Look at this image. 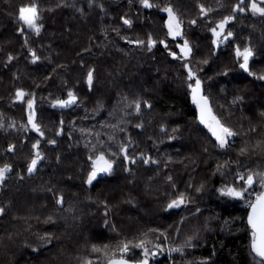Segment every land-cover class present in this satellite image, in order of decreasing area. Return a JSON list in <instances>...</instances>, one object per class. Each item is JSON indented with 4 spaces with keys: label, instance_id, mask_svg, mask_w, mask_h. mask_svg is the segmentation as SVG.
I'll return each instance as SVG.
<instances>
[{
    "label": "trees",
    "instance_id": "trees-1",
    "mask_svg": "<svg viewBox=\"0 0 264 264\" xmlns=\"http://www.w3.org/2000/svg\"><path fill=\"white\" fill-rule=\"evenodd\" d=\"M251 1L0 0V168L9 166L0 264H107L125 243V257L141 261V240L148 264H264L247 222L264 186L259 175L251 185L240 179L264 174V15ZM33 2L39 32L18 18ZM165 7L180 36L168 34ZM225 17L227 38L216 45L212 29ZM245 47L248 71L236 54ZM196 80L212 115L235 133L223 148L198 118ZM70 91L73 103L54 106ZM101 153L112 170L89 184ZM181 193L186 203L168 208Z\"/></svg>",
    "mask_w": 264,
    "mask_h": 264
},
{
    "label": "snow or ice",
    "instance_id": "snow-or-ice-1",
    "mask_svg": "<svg viewBox=\"0 0 264 264\" xmlns=\"http://www.w3.org/2000/svg\"><path fill=\"white\" fill-rule=\"evenodd\" d=\"M262 3H264V0H261ZM141 3L145 7H154L156 5H153L150 3V0H141ZM251 10L254 13H259L261 15H264V7H261L257 4L256 0H252V3L250 5ZM163 11L168 13V21H167V27H168V34L170 36L176 37L180 36V21L177 18L176 14L174 13L173 9L171 7H165L162 9ZM244 11L245 9L241 7L240 5H237L236 8L233 9V11ZM19 20L23 21L24 24H26L28 27L35 29L37 32H39V26L37 25L36 21L38 19V6L35 2H33L30 6H22L19 9ZM232 19V17H225L218 25L217 27L220 29L218 32L216 28L212 29L213 35L215 37H219L221 33L224 30L225 24ZM125 24H131L130 20L125 19L124 20ZM232 33H228V36H231ZM218 40H213V43H217ZM136 43H143V41H136ZM155 41L149 37L148 40V45L151 47ZM183 54L187 56L191 49L188 45V42L185 41L184 45L181 49ZM237 56H242L243 57V63L240 65L241 68H243L245 71H248V60L249 58L253 55L252 49L245 47L243 51L241 52L240 49H237L236 52ZM172 55H175L173 53ZM11 59V58H10ZM33 59L35 60L36 57L34 56ZM195 74L189 71V77L191 78ZM261 79H264V76L260 77ZM93 80V72L89 71L87 74V81L89 85L92 84ZM191 87V85H190ZM199 89H200V81L196 80V85L194 88H192L193 92V101L197 103V106L201 109V116L200 120L201 123H207L205 115L206 113L208 115L211 114L210 108H208L207 104V97L200 96L199 95ZM23 91H17L16 96L17 99H22L24 97ZM199 97V98H198ZM76 97L75 95L70 91L68 93V99L67 100H57L54 102V106H60L64 107L67 106L68 104H71L75 101ZM239 99V97L237 98ZM29 108L31 109L32 107V102L29 101ZM136 108L139 110L140 108V103L136 102ZM212 120L215 121L216 127H211V131L213 135L216 137V140L218 141L219 147L223 148L227 144V137H231L235 135L229 128L224 127L222 124H220L219 121L215 120V117H212ZM29 122L32 124V127L39 131L38 125L33 123V118L32 116L29 117ZM139 127V125H138ZM42 134V133H41ZM39 143V142H37ZM50 143H55L54 141H50ZM36 144L33 145V148H36ZM121 151H124L122 148ZM242 152L244 151L243 149L241 150ZM41 159V156L39 152L36 153L35 158L31 160L30 164L28 165V171L31 173L36 165L37 162ZM125 159H128L127 156H125ZM134 162V161H133ZM145 163H148L149 160L145 159ZM112 170V162L109 160H106L104 157V154L101 153L96 160L93 161V169L88 175V180L87 183L91 184L92 181L96 178L97 173L100 172H111ZM9 171V166L6 164L2 168H0V181H2L6 175V173ZM259 175L261 182L264 183V174L261 173H249L247 175V179L244 180V177L241 176L240 179L244 181L245 185H251L255 179V177ZM171 179V178H169ZM246 190V189H245ZM199 191V189H197ZM222 195L230 196V197H241L243 195L244 190H237L235 187H226L220 190ZM57 203H62V200H57ZM186 203V197L184 196L183 193H181L176 199L172 200L168 204V208H176L179 207L182 204ZM252 211L249 213L248 217V223L251 225L253 229V240H252V251L256 253L257 256L264 258V193L260 194L257 197V202L251 205ZM3 209H0V212H2ZM49 237H41V239H48ZM137 248H144L145 252V257L143 260L139 261L138 264H148V249L145 248V241L141 240L138 244L134 245ZM129 243H125L122 245V247L119 249L120 257L117 258H112L109 260V264H128V261L124 259V254H126L129 251ZM180 249H174V251H179ZM93 251H100V249L93 248ZM152 255H156V253H152ZM88 264H91L89 261Z\"/></svg>",
    "mask_w": 264,
    "mask_h": 264
},
{
    "label": "rangeland",
    "instance_id": "rangeland-1",
    "mask_svg": "<svg viewBox=\"0 0 264 264\" xmlns=\"http://www.w3.org/2000/svg\"><path fill=\"white\" fill-rule=\"evenodd\" d=\"M242 2H244V0H242ZM251 3H252V1H251ZM251 3H250V5H251ZM251 8V7H250ZM255 14H259V13H255ZM167 21H168V18H167ZM216 30L219 32L220 31V29L217 27L216 28ZM177 37V36H176ZM226 38H227V35H224L223 34V32L221 33V35L217 38V37H215L214 39L215 40H218V42L216 43V45H219L220 43H222V42H224L225 40H226ZM183 47V45L180 47V48H182ZM242 52V51H241ZM193 87L196 85V83L195 82H191L190 83ZM31 102H32V107H31V109L29 108V106H28V113H29V117L30 116H32V118H33V123H34V109H33V106H34V102H33V100H31ZM28 105H29V103H28ZM212 115L210 114V115H207L206 116V121H207V124H208V126L210 127H216V125H215V121H213L212 120ZM30 126L32 127V124L30 123ZM210 127V128H211ZM99 156V155H98ZM97 159V158H96ZM95 159V160H96ZM1 182V181H0ZM261 184H262V182H261ZM263 186H264V183H263ZM220 188H223V187H220ZM256 191H250V193L251 194H253V193H255ZM249 200V199H248ZM250 201H251V199H250ZM169 248H170V244L168 245V253H171V251L169 250ZM175 249H177V248H175ZM125 255L126 254H124V257H125ZM120 257V256H119Z\"/></svg>",
    "mask_w": 264,
    "mask_h": 264
},
{
    "label": "water",
    "instance_id": "water-1",
    "mask_svg": "<svg viewBox=\"0 0 264 264\" xmlns=\"http://www.w3.org/2000/svg\"><path fill=\"white\" fill-rule=\"evenodd\" d=\"M152 46H154V44L152 45ZM151 46V47H152ZM193 77V76H192ZM195 87V86H194ZM193 87V88H194ZM199 95L200 96H202V94L200 93V89H199ZM199 98V97H198ZM207 101H208V99H207ZM194 105H195V107H196V109H197V113H198V118H199V120H200V116H201V109L197 106V103H194ZM207 106H208V108H210V106H209V103L207 104ZM211 110V109H210ZM208 114L206 113V115H205V118H206V116H207ZM211 115H212V111H211ZM213 116V115H212ZM214 117V116H213ZM216 120V119H215ZM201 121V120H200ZM217 121V120H216ZM205 126H208V124L207 123H203ZM100 173H104V172H100ZM100 173H97V174H100ZM262 193H264V191L262 192ZM262 193H260V194H262ZM259 194V195H260ZM258 195V196H259ZM257 196V197H258ZM257 197L255 198V200L252 202V204H254V203H256L257 202ZM251 204V205H252ZM251 205H250V209H249V212H248V216H247V222H248V217H249V213L252 211V208H251ZM249 224V223H248ZM250 225V224H249ZM250 227H251V225H250ZM252 228V227H251ZM115 258H119V257H115ZM124 259H126L127 261H128V264H138V262L139 261H135V260H130V259H128V258H126V257H124ZM107 264H109V261L107 262Z\"/></svg>",
    "mask_w": 264,
    "mask_h": 264
},
{
    "label": "flooded vegetation",
    "instance_id": "flooded-vegetation-1",
    "mask_svg": "<svg viewBox=\"0 0 264 264\" xmlns=\"http://www.w3.org/2000/svg\"><path fill=\"white\" fill-rule=\"evenodd\" d=\"M195 103V102H194Z\"/></svg>",
    "mask_w": 264,
    "mask_h": 264
}]
</instances>
